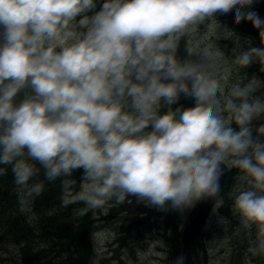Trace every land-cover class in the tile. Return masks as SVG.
I'll return each mask as SVG.
<instances>
[{
    "label": "clouds",
    "instance_id": "clouds-1",
    "mask_svg": "<svg viewBox=\"0 0 264 264\" xmlns=\"http://www.w3.org/2000/svg\"><path fill=\"white\" fill-rule=\"evenodd\" d=\"M255 3L0 0V176L10 168L21 212L62 178L61 203L82 204L78 216L129 197L181 215L212 199L217 212L235 169L227 199L244 264L264 258V80L244 71L264 73ZM230 13L260 47L218 22ZM182 97L194 106L174 107ZM78 170L76 191L66 178Z\"/></svg>",
    "mask_w": 264,
    "mask_h": 264
},
{
    "label": "rangeland",
    "instance_id": "rangeland-1",
    "mask_svg": "<svg viewBox=\"0 0 264 264\" xmlns=\"http://www.w3.org/2000/svg\"><path fill=\"white\" fill-rule=\"evenodd\" d=\"M261 4L264 5V0H256L254 9ZM222 17L217 16L218 22L225 21L226 27L239 36L240 44L245 49L248 46H261L259 36L244 34L235 27H228V22ZM198 42L194 37L193 43ZM219 45L225 51L226 56L232 57V49L236 47L234 41L221 39ZM182 49L184 50L183 44L178 53L181 57H183ZM244 71L249 78L255 75L264 80V73L260 72L258 63ZM179 106L180 104H177L174 107ZM9 172L10 175L0 180V264L23 263L20 241L16 237V231L20 227L27 228L33 236L29 243L33 247L31 252L38 255L35 264H42L47 260L50 264L60 263L65 259L70 260L69 263H76L78 258L80 260V253L72 238L70 241L73 245L70 246L68 233H65L61 240L55 236V231L52 229L54 225L59 226L61 223L65 225L67 232L71 230L74 236L83 219V216H78L75 212L76 209L83 207L82 204L64 206L61 203L63 178L49 182L56 183V199L55 202L50 203V207L55 205L54 207L42 212L36 211L37 200L42 199L44 203L45 198L39 195L30 202V211L25 213L20 210L10 168ZM236 174L235 169L227 170L221 191L225 204L217 212L212 209L206 222L201 226L192 245L193 260L190 264H197L196 258L199 264H244L248 239L243 234L235 233L236 221L231 212V201L227 199V191L235 182ZM36 179L43 180V173L41 172ZM66 179L73 181L74 190H79L80 184L73 176ZM43 192L46 193L45 188ZM198 206L199 204L181 215L175 211H160L155 207L138 202L134 197H129L123 204L106 206L107 211L90 210L93 216L94 250L88 264H174L175 259L182 256L183 229L195 217ZM54 217L60 218L61 221L59 223L48 222V218ZM221 218L229 222L223 224L220 222ZM49 232L52 238L46 237ZM176 246L179 247L178 254L174 253ZM193 250L196 258L192 254ZM44 253L48 256L47 258L40 256ZM253 264H264V258H253Z\"/></svg>",
    "mask_w": 264,
    "mask_h": 264
},
{
    "label": "water",
    "instance_id": "water-1",
    "mask_svg": "<svg viewBox=\"0 0 264 264\" xmlns=\"http://www.w3.org/2000/svg\"><path fill=\"white\" fill-rule=\"evenodd\" d=\"M103 3V0H98V6ZM99 10V9H98ZM258 15L263 19L264 18V8L258 7L255 9ZM230 20L234 24V13L228 14ZM235 28L248 35L258 36L259 31L253 27L252 23L249 21H242L240 24H234ZM182 103L185 108L193 107L194 101L190 98L182 97ZM80 171L78 170L73 174L75 181L80 184ZM227 170H225L224 175L221 177V191L224 184V179L226 178ZM214 207V200L209 199L199 203L197 213L195 217L184 227L182 232V256L184 257V264H190L193 260L191 255V249L193 242L196 239L197 233L199 232L201 226L206 222L209 214L211 213ZM92 229H93V218L92 213L89 211L86 215L83 216L82 221L78 225L76 232L73 236V242L80 253V262L81 264H88L91 254L93 252V243H92ZM174 253H179V247L176 246Z\"/></svg>",
    "mask_w": 264,
    "mask_h": 264
},
{
    "label": "trees",
    "instance_id": "trees-1",
    "mask_svg": "<svg viewBox=\"0 0 264 264\" xmlns=\"http://www.w3.org/2000/svg\"><path fill=\"white\" fill-rule=\"evenodd\" d=\"M10 175V172L8 170V173L7 175L5 176H0V180L5 178L6 176ZM45 189H46V193L43 192L41 195L44 198V203L42 202V199H39L37 200V202L35 203V209L36 211H46V210H49L50 208L54 207H50V203H53L55 202V199H56V192H57V189H56V183H49L48 181H45ZM48 202V203H47ZM14 219V218H13ZM48 222H55V223H59L61 221L60 218H57V217H54V218H48L47 219ZM16 222H19V220L15 219ZM65 225L59 223V226H56L54 225L53 226V230L55 231V236L58 237L59 239H63V236L65 233H68V239L69 241L73 240V235H72V232L71 230L67 232V228L64 227ZM32 234L30 233V231L25 228V227H20L17 229L16 231V237L18 238V240L20 241V250H21V253H22V260H23V263L22 264H35V260L38 259V255H35L31 252V250L33 249V247L31 246V244L29 243L31 241V238L33 236H31ZM46 237H51L50 236V232L46 235ZM52 238V237H51ZM73 244H71V241H70V246H72ZM195 251L193 250L192 254L193 256L194 255ZM40 256H44V257H48L45 253L44 254H40ZM196 258V256H195ZM47 260V259H45ZM70 260H67L65 259L64 261H61L60 263H55V264H81L80 263V260L78 258V260H76V263H69ZM196 262L197 264H199L197 258H196ZM42 264H50L49 260L47 261H44V263Z\"/></svg>",
    "mask_w": 264,
    "mask_h": 264
},
{
    "label": "flooded vegetation",
    "instance_id": "flooded-vegetation-1",
    "mask_svg": "<svg viewBox=\"0 0 264 264\" xmlns=\"http://www.w3.org/2000/svg\"><path fill=\"white\" fill-rule=\"evenodd\" d=\"M260 6H263V8H264V5H259L258 7H260ZM99 9V6H98V8H97V10ZM222 19H225L227 22H228V27H235L234 26V24L232 23V21L230 20V18H229V16L228 15H225V16H223L222 17ZM264 19V18H263ZM225 21H220L219 23L221 24V25H223L224 27H226V22L224 23ZM181 53H182V56L184 57L185 56V52H184V50L182 49L181 50ZM181 105H183V103H182V99H181V101H180V106ZM92 231H93V229H92Z\"/></svg>",
    "mask_w": 264,
    "mask_h": 264
},
{
    "label": "bare ground",
    "instance_id": "bare-ground-1",
    "mask_svg": "<svg viewBox=\"0 0 264 264\" xmlns=\"http://www.w3.org/2000/svg\"><path fill=\"white\" fill-rule=\"evenodd\" d=\"M247 245V244H246Z\"/></svg>",
    "mask_w": 264,
    "mask_h": 264
}]
</instances>
